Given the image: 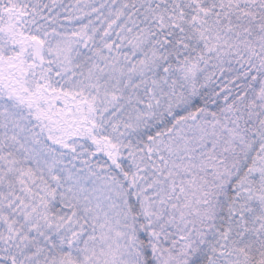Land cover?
I'll use <instances>...</instances> for the list:
<instances>
[{"label":"snow or ice","instance_id":"snow-or-ice-1","mask_svg":"<svg viewBox=\"0 0 264 264\" xmlns=\"http://www.w3.org/2000/svg\"><path fill=\"white\" fill-rule=\"evenodd\" d=\"M0 264H264V0H0Z\"/></svg>","mask_w":264,"mask_h":264}]
</instances>
